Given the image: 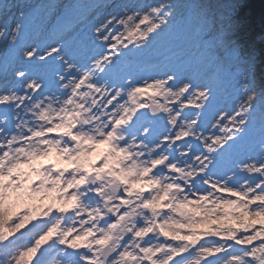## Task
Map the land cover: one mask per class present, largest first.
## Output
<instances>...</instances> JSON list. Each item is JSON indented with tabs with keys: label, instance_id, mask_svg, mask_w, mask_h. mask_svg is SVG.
I'll list each match as a JSON object with an SVG mask.
<instances>
[{
	"label": "snow or ice",
	"instance_id": "obj_1",
	"mask_svg": "<svg viewBox=\"0 0 264 264\" xmlns=\"http://www.w3.org/2000/svg\"><path fill=\"white\" fill-rule=\"evenodd\" d=\"M34 8L0 0V264H264V92L222 77L226 15L94 0L33 40ZM188 20L195 67L155 45Z\"/></svg>",
	"mask_w": 264,
	"mask_h": 264
},
{
	"label": "trees",
	"instance_id": "obj_2",
	"mask_svg": "<svg viewBox=\"0 0 264 264\" xmlns=\"http://www.w3.org/2000/svg\"><path fill=\"white\" fill-rule=\"evenodd\" d=\"M192 5L197 3L212 6L217 14L226 15L225 21L227 33H233L243 24L253 19H261L264 16V0H193ZM264 21L259 23L258 29L254 35L257 37V43L261 46L264 53ZM262 71H264V62L262 63ZM260 90L264 92L263 85Z\"/></svg>",
	"mask_w": 264,
	"mask_h": 264
},
{
	"label": "rangeland",
	"instance_id": "obj_3",
	"mask_svg": "<svg viewBox=\"0 0 264 264\" xmlns=\"http://www.w3.org/2000/svg\"><path fill=\"white\" fill-rule=\"evenodd\" d=\"M31 1V2H30ZM34 1H37V0H28V2L30 3V4H32V5H34L35 4V2ZM143 1V3L142 4H147V2L148 1H150V2H152L153 3V1L154 0H142ZM60 9H57L56 11H54L53 13H51V16H54L57 12H61V11H59ZM33 12H34V10H33ZM43 16V12H41V14H40V17L38 18V20H39V22H40V20H41V17ZM49 18H50V14H49ZM30 25H31V23H30V21H29V24H28V29H27V37L28 38H30V39H32L31 38V31H32V29H30ZM247 25H250V22H248L245 26H247ZM36 28V27H35ZM257 78H259V80H261L262 78H263V75H262V73H257ZM259 76V77H258ZM261 76V77H260ZM234 78H235V76H234ZM245 77H242L241 79L239 78H235L234 80H236V84H234L233 83V81L231 82L232 84H233V86L232 85H230L229 87L230 88H232V89H239L240 88V86L242 85V82H245V79H244ZM240 92H241V94H243V89L242 88H240V90H239ZM237 103H238V101H237ZM105 148H106V146H101V148L100 149H98V152H103L104 150H105ZM54 158V157H53ZM94 160H96V158L94 157L93 158ZM96 162L98 163L99 161L98 160H96ZM40 198V197H39ZM45 203L43 204V205H47L50 201L49 200H45L44 201ZM28 203V204H27ZM25 205L27 204V206H33V201H27V202H25L24 203ZM39 209H37V212L35 213L38 217L41 215V212H40V208L41 207H38ZM23 210H24V208H23ZM27 210V209H26ZM25 213V212H24ZM18 221V220H17ZM37 222V220H33V221H31L30 223H27L26 224V227H29V226H31L32 225V223H36ZM9 223H11V224H13L14 222H11V221H9ZM24 229V228H23ZM25 230V229H24ZM24 243H27L28 241H25V240H22Z\"/></svg>",
	"mask_w": 264,
	"mask_h": 264
}]
</instances>
